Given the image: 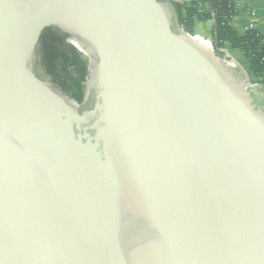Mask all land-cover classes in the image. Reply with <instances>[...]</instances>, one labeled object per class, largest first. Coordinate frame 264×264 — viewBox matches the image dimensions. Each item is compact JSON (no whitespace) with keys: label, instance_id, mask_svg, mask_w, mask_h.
I'll return each mask as SVG.
<instances>
[{"label":"water","instance_id":"95a60500","mask_svg":"<svg viewBox=\"0 0 264 264\" xmlns=\"http://www.w3.org/2000/svg\"><path fill=\"white\" fill-rule=\"evenodd\" d=\"M174 16L0 0V264H264V115ZM47 28L89 63L80 106L38 64Z\"/></svg>","mask_w":264,"mask_h":264},{"label":"trees","instance_id":"16d2710c","mask_svg":"<svg viewBox=\"0 0 264 264\" xmlns=\"http://www.w3.org/2000/svg\"><path fill=\"white\" fill-rule=\"evenodd\" d=\"M163 2L174 12L176 25L182 33L193 35L197 22L212 20L211 42L215 55L228 60L230 50L240 51L248 62L250 83L264 86V33L256 29L240 33L232 26L231 19L236 14L235 0H202L209 5L208 12L199 9V2ZM79 48L68 35L47 28L39 38L37 56L41 70L53 86L80 106L85 100L91 70Z\"/></svg>","mask_w":264,"mask_h":264},{"label":"crops","instance_id":"0c3cea01","mask_svg":"<svg viewBox=\"0 0 264 264\" xmlns=\"http://www.w3.org/2000/svg\"><path fill=\"white\" fill-rule=\"evenodd\" d=\"M175 1H182L186 3L199 2L200 10H202L203 12L209 11V5L207 3H202V0ZM235 8L236 14L231 19V24L233 27H235L239 32H241L244 28L253 25L254 29L258 30L261 33H264V0H235ZM212 26V20L197 22L193 28V35L195 37H198L197 40L207 41L204 38H208V40L211 38ZM226 46L229 47L228 44ZM230 56L235 57V59L237 60L244 61V63L248 66L247 60L240 51L230 50ZM249 100L251 102V99ZM256 103L263 104L261 99L256 100L255 102H251L253 107H255Z\"/></svg>","mask_w":264,"mask_h":264},{"label":"rangeland","instance_id":"374dc122","mask_svg":"<svg viewBox=\"0 0 264 264\" xmlns=\"http://www.w3.org/2000/svg\"><path fill=\"white\" fill-rule=\"evenodd\" d=\"M175 17V16H174ZM176 30H179V28L177 27V25H175ZM194 36V35H192ZM204 39H208V38H204ZM234 58L235 57H231ZM237 64H233L234 67H231L230 69L232 70L233 74L236 76V78L245 84V89L246 91H248L249 94V99H251V102H255L256 100H262L263 104H258L256 103L255 105V109L260 112L261 114L264 115V86L263 85H259V84H252L250 83V78H251V74L248 71V67L247 65L244 63V61H240L235 59ZM233 63L232 61H228V64ZM248 74H249V78H248ZM250 79V80H249ZM249 85H253V86H249Z\"/></svg>","mask_w":264,"mask_h":264},{"label":"bare ground","instance_id":"6f19581e","mask_svg":"<svg viewBox=\"0 0 264 264\" xmlns=\"http://www.w3.org/2000/svg\"><path fill=\"white\" fill-rule=\"evenodd\" d=\"M198 37H196V39H197ZM205 40H207V41H204V40H197V42L202 46V47H204L206 50H208V51H210L211 50V44H210V42H209V40L208 39H205ZM229 67L231 68V67H234V65L233 64H229Z\"/></svg>","mask_w":264,"mask_h":264},{"label":"built area","instance_id":"2783aa9c","mask_svg":"<svg viewBox=\"0 0 264 264\" xmlns=\"http://www.w3.org/2000/svg\"><path fill=\"white\" fill-rule=\"evenodd\" d=\"M213 22V21H212ZM250 29H254L253 28V25H250L249 27H246V28H244L240 33H244V32H246L247 30H250ZM209 42H210V44H211V48H212V42H211V38L209 39ZM228 66H229V64H228V61H226V60H223ZM233 63H230V64H237V62H236V60L234 59V58H232V60H231ZM230 61V62H231ZM248 78H249V74H248Z\"/></svg>","mask_w":264,"mask_h":264},{"label":"flooded vegetation","instance_id":"af4514ba","mask_svg":"<svg viewBox=\"0 0 264 264\" xmlns=\"http://www.w3.org/2000/svg\"><path fill=\"white\" fill-rule=\"evenodd\" d=\"M86 107H88V105H86ZM86 107H85V108H86Z\"/></svg>","mask_w":264,"mask_h":264}]
</instances>
